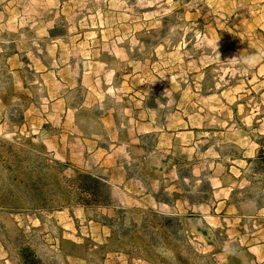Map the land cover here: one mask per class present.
Listing matches in <instances>:
<instances>
[{
  "label": "rangeland",
  "instance_id": "obj_1",
  "mask_svg": "<svg viewBox=\"0 0 264 264\" xmlns=\"http://www.w3.org/2000/svg\"><path fill=\"white\" fill-rule=\"evenodd\" d=\"M262 155L264 0H0V264H264Z\"/></svg>",
  "mask_w": 264,
  "mask_h": 264
},
{
  "label": "trees",
  "instance_id": "obj_2",
  "mask_svg": "<svg viewBox=\"0 0 264 264\" xmlns=\"http://www.w3.org/2000/svg\"><path fill=\"white\" fill-rule=\"evenodd\" d=\"M261 158L264 159L262 155ZM253 163V160H249ZM71 192H67L69 200L77 198V204L85 209L89 208H111V187L105 180L88 172L76 171V175L72 179H66ZM117 211V215H120ZM113 226V225H112ZM29 250L24 249L21 253L24 264H42L41 260L33 253H26Z\"/></svg>",
  "mask_w": 264,
  "mask_h": 264
},
{
  "label": "crops",
  "instance_id": "obj_3",
  "mask_svg": "<svg viewBox=\"0 0 264 264\" xmlns=\"http://www.w3.org/2000/svg\"><path fill=\"white\" fill-rule=\"evenodd\" d=\"M113 126H115V124L113 123V124H111L109 127H107L108 129H106L107 130V132L109 133V130L111 129V131H115L116 132V126L115 127H113ZM151 131H148L147 133L149 134ZM190 131H188V132H186V133H189ZM183 133H185V132H183ZM174 134V133H173ZM177 134H182V133H177ZM178 136V135H177ZM84 141H85V143L89 146V145H92L93 147H94V151L95 152H97V151H100L102 148H101V146H100V144H101V137L99 136V135H96V134H93L92 136H90V138H87V139H84ZM117 141V140H116ZM126 141H127V144L125 145V146H127V147H130L131 146V144L130 143H132L133 142V144H134V142H138L137 144H141L140 142V138L139 139H136V140H132V141H129L128 140V138L126 139ZM130 142V143H129ZM129 143V144H128ZM142 145V144H141Z\"/></svg>",
  "mask_w": 264,
  "mask_h": 264
}]
</instances>
